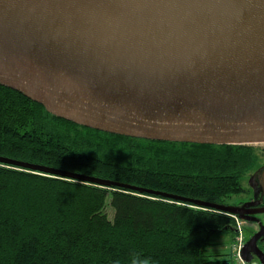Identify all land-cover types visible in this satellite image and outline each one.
Listing matches in <instances>:
<instances>
[{
	"label": "water",
	"instance_id": "95a60500",
	"mask_svg": "<svg viewBox=\"0 0 264 264\" xmlns=\"http://www.w3.org/2000/svg\"><path fill=\"white\" fill-rule=\"evenodd\" d=\"M0 86L74 125L129 138L264 144V0H0ZM63 178L189 202L258 225L241 251L264 264V168L254 201L220 206L22 164ZM257 190L263 206L255 201Z\"/></svg>",
	"mask_w": 264,
	"mask_h": 264
},
{
	"label": "trees",
	"instance_id": "16d2710c",
	"mask_svg": "<svg viewBox=\"0 0 264 264\" xmlns=\"http://www.w3.org/2000/svg\"><path fill=\"white\" fill-rule=\"evenodd\" d=\"M259 153L83 128L0 86L2 159L229 206ZM224 234L225 212L0 163V264H231L213 250Z\"/></svg>",
	"mask_w": 264,
	"mask_h": 264
},
{
	"label": "rangeland",
	"instance_id": "374dc122",
	"mask_svg": "<svg viewBox=\"0 0 264 264\" xmlns=\"http://www.w3.org/2000/svg\"><path fill=\"white\" fill-rule=\"evenodd\" d=\"M255 148L259 149H264V144L263 145H254ZM259 163L257 165V168L255 170H258L260 168L264 167V155L259 153ZM254 172L249 174L248 176L245 177V179L242 180L241 186L243 189H245V193H242L239 196H232L231 198L228 199L227 203L229 206H241L242 204L246 202H250L252 200L253 192L250 190V185H249V178L253 175ZM259 220L263 221L264 217L259 216L257 217ZM258 230V225L256 223L252 222H243V235L245 238V241L247 242L249 238ZM217 242L216 246L214 247L215 251L221 254H231V243L234 241V238L231 237L230 234H224L220 235L217 237ZM231 258V257H230ZM232 260V259H231ZM234 264L233 260L231 264Z\"/></svg>",
	"mask_w": 264,
	"mask_h": 264
},
{
	"label": "built area",
	"instance_id": "2783aa9c",
	"mask_svg": "<svg viewBox=\"0 0 264 264\" xmlns=\"http://www.w3.org/2000/svg\"><path fill=\"white\" fill-rule=\"evenodd\" d=\"M234 220V230H235V237L234 241L231 243V256L234 264H260L257 259H253L251 262H245L240 254L244 245L246 243L244 235H243V221L239 220L236 216H232Z\"/></svg>",
	"mask_w": 264,
	"mask_h": 264
},
{
	"label": "flooded vegetation",
	"instance_id": "af4514ba",
	"mask_svg": "<svg viewBox=\"0 0 264 264\" xmlns=\"http://www.w3.org/2000/svg\"><path fill=\"white\" fill-rule=\"evenodd\" d=\"M251 201H254L253 196H252V200H251ZM255 201H259V202H260V205H259V206H263V196H262L261 191H258V190H257V195H256V197H255ZM246 203H247V202H246ZM257 217H259V216H257Z\"/></svg>",
	"mask_w": 264,
	"mask_h": 264
},
{
	"label": "clouds",
	"instance_id": "9594fccd",
	"mask_svg": "<svg viewBox=\"0 0 264 264\" xmlns=\"http://www.w3.org/2000/svg\"><path fill=\"white\" fill-rule=\"evenodd\" d=\"M133 264H137V262L136 261H133ZM144 264H147V261H145Z\"/></svg>",
	"mask_w": 264,
	"mask_h": 264
}]
</instances>
